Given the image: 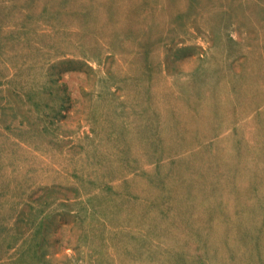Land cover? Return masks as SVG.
Instances as JSON below:
<instances>
[{
    "label": "rangeland",
    "instance_id": "374dc122",
    "mask_svg": "<svg viewBox=\"0 0 264 264\" xmlns=\"http://www.w3.org/2000/svg\"><path fill=\"white\" fill-rule=\"evenodd\" d=\"M0 264H264V0H0Z\"/></svg>",
    "mask_w": 264,
    "mask_h": 264
}]
</instances>
